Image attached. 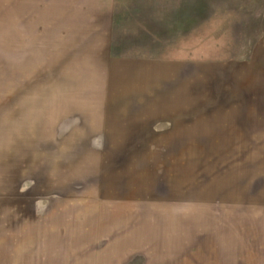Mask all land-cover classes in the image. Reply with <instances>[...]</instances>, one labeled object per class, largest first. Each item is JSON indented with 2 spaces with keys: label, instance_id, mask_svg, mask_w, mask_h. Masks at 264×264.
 <instances>
[{
  "label": "rangeland",
  "instance_id": "rangeland-1",
  "mask_svg": "<svg viewBox=\"0 0 264 264\" xmlns=\"http://www.w3.org/2000/svg\"><path fill=\"white\" fill-rule=\"evenodd\" d=\"M0 264H264V0H0Z\"/></svg>",
  "mask_w": 264,
  "mask_h": 264
}]
</instances>
